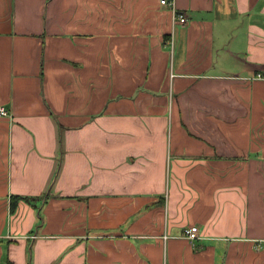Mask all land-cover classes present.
Segmentation results:
<instances>
[{
	"label": "crops",
	"instance_id": "0c3cea01",
	"mask_svg": "<svg viewBox=\"0 0 264 264\" xmlns=\"http://www.w3.org/2000/svg\"><path fill=\"white\" fill-rule=\"evenodd\" d=\"M263 65L264 0H0V264H264Z\"/></svg>",
	"mask_w": 264,
	"mask_h": 264
},
{
	"label": "built area",
	"instance_id": "2783aa9c",
	"mask_svg": "<svg viewBox=\"0 0 264 264\" xmlns=\"http://www.w3.org/2000/svg\"><path fill=\"white\" fill-rule=\"evenodd\" d=\"M161 5L173 7V0H159ZM178 22L185 23L186 17L183 13H176ZM255 79H264V65L252 76ZM0 116L8 117L10 113L3 105H0ZM166 238V236H164ZM185 237L190 241L197 240L199 238L198 228L196 225L190 226L185 230Z\"/></svg>",
	"mask_w": 264,
	"mask_h": 264
},
{
	"label": "rangeland",
	"instance_id": "374dc122",
	"mask_svg": "<svg viewBox=\"0 0 264 264\" xmlns=\"http://www.w3.org/2000/svg\"><path fill=\"white\" fill-rule=\"evenodd\" d=\"M168 101H169V109H170L171 108V96H169V95H168ZM44 196L45 195H42V196H29L30 197V201H29L30 203L29 202H25V203H27L28 205H31L32 206V205L38 204V202H39V205H40L41 202L44 201L47 198V196H46L42 201H39ZM38 212H39V210H38ZM40 216H42L41 212H40ZM193 242H194V244H192V247L193 248H196V246H195V242L196 241L194 240Z\"/></svg>",
	"mask_w": 264,
	"mask_h": 264
},
{
	"label": "trees",
	"instance_id": "16d2710c",
	"mask_svg": "<svg viewBox=\"0 0 264 264\" xmlns=\"http://www.w3.org/2000/svg\"><path fill=\"white\" fill-rule=\"evenodd\" d=\"M20 200H24L25 202H29L30 201V197L29 196L11 195L10 196V201H9L10 211L14 210V208L16 207L18 201H20ZM7 264H12V263L11 262H7Z\"/></svg>",
	"mask_w": 264,
	"mask_h": 264
}]
</instances>
